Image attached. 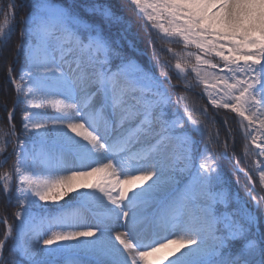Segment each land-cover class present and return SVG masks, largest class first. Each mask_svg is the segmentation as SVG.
I'll list each match as a JSON object with an SVG mask.
<instances>
[{"label":"snow or ice","instance_id":"6c2138e0","mask_svg":"<svg viewBox=\"0 0 264 264\" xmlns=\"http://www.w3.org/2000/svg\"><path fill=\"white\" fill-rule=\"evenodd\" d=\"M127 2L146 23L151 56L111 3L9 0L4 9L0 56L17 11H29L0 128V167L14 157L0 198L17 207L14 224L2 220L0 264H264V207L232 188L220 162L230 146L208 131L224 110L234 137L235 114L244 156L264 157V0ZM173 71L185 89L175 99ZM197 86L211 115L189 102Z\"/></svg>","mask_w":264,"mask_h":264},{"label":"trees","instance_id":"16d2710c","mask_svg":"<svg viewBox=\"0 0 264 264\" xmlns=\"http://www.w3.org/2000/svg\"><path fill=\"white\" fill-rule=\"evenodd\" d=\"M19 2V0H17ZM54 3H59L61 0H53ZM101 2H107L114 5L115 11L117 14L122 15L127 20H130L132 22V32L136 33L137 37L141 41L139 44V47L141 49H146L148 52V55H152V49L146 48V41L148 39V35L146 32V23L140 19V17L137 15L134 6H132L130 3L127 2V0H101ZM9 3V0H0V23L4 21L5 18V12L4 9H6L7 4ZM29 10L27 8H22L17 11L16 13V32L12 36L11 41L9 42L8 46L5 49L4 55L0 56V128H7V110L5 108V105L7 106V109H11L13 107V99L15 97V91L11 84V80L8 78V69L11 65L13 67V78L17 77L20 73V68L22 64L23 58L20 57V63H17L14 61V57L12 55L13 50L15 49V45L19 43V31H20V25L19 21L20 19L28 12ZM160 45H156V52L157 55L160 56L161 63L164 62L165 57L161 55L159 49ZM177 51L181 50V46L176 45L174 46ZM160 68L156 69L157 75H159ZM172 77V85L174 86V89H170L174 93L173 98L175 99V96L178 95L181 92H184V83L182 81H179L177 79L176 73L173 71L170 73ZM186 79L188 82L195 85V77L194 74H192L190 71L186 74ZM202 89L201 87L197 86L194 87L191 91L187 93L189 102L197 107H207L209 114L211 115L215 110L212 109L210 105L207 104L204 97L201 95ZM23 108V105H19L16 107L15 110V119L14 123L16 124L17 129L19 130L20 127V120H21V109ZM224 110H220V113L216 116V125L213 126L211 124L208 125V131L212 136H215L217 133H219V142H227L229 144V159L220 161L225 173L227 174L228 179L231 181L232 188L234 190L239 191V195L243 197L244 199L248 200L249 207L252 206V201L245 196V190H251L253 195L256 196L258 199L261 200V207H264V186L260 184L259 175L257 174L255 163L253 161L255 160V157L248 156L245 157L243 154V147H244V141L243 138L240 136L238 132V124L235 122V114H229V125L236 130V134L232 138L227 137V128L224 126ZM234 152H233V147ZM204 146V140H201V147ZM11 150V145L8 147V151ZM218 150L222 151V148H219ZM237 161H239V169H243L244 171L235 172L234 168L236 166ZM248 172L249 176L252 177L251 182H249L248 176L244 174V172ZM17 211V207L15 204L5 206V203L2 198H0V218L2 220L7 217L9 224H14L15 219L13 216V213ZM5 230V225L2 221H0V239H3V234ZM12 243V241H9V245ZM5 255H7V248L5 249Z\"/></svg>","mask_w":264,"mask_h":264},{"label":"rangeland","instance_id":"374dc122","mask_svg":"<svg viewBox=\"0 0 264 264\" xmlns=\"http://www.w3.org/2000/svg\"><path fill=\"white\" fill-rule=\"evenodd\" d=\"M204 99H205L206 102H207L206 97H204ZM48 113H49V115H55V112H54L52 109H48ZM9 152H11V150H10ZM13 160H14V157H13L12 159H9V160H8V163H7V164H4L3 167H0V173H2L5 169H7V168L9 167V165H11V164L13 163ZM261 160H264V157H255V161H256V163H255V167H256V171H257V174H258V175H259V171L257 170V164H259V162H260ZM260 167H264V165H260ZM70 195H74V193H73V194H70ZM66 199H67V198H66ZM61 203H63V201H61ZM0 221H2V218H0ZM121 223H123V221H121ZM116 231L123 232V231H125V229L121 227V228H118ZM112 236H113V238H114V236H115V232L112 233ZM169 238H171V237H169ZM162 242H163V241H162ZM61 264H63V261H61Z\"/></svg>","mask_w":264,"mask_h":264},{"label":"bare ground","instance_id":"6f19581e","mask_svg":"<svg viewBox=\"0 0 264 264\" xmlns=\"http://www.w3.org/2000/svg\"><path fill=\"white\" fill-rule=\"evenodd\" d=\"M172 238V237H171Z\"/></svg>","mask_w":264,"mask_h":264}]
</instances>
